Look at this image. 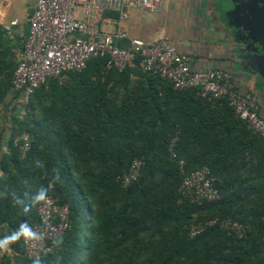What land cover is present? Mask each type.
<instances>
[{
    "label": "trees",
    "instance_id": "1",
    "mask_svg": "<svg viewBox=\"0 0 264 264\" xmlns=\"http://www.w3.org/2000/svg\"><path fill=\"white\" fill-rule=\"evenodd\" d=\"M105 63L51 77L23 102L0 62V193L45 183L37 160L64 180L50 196L68 205L70 223L45 264H264V139L226 99L176 89L137 61L122 71ZM135 68L142 79L133 83ZM137 157L140 177L123 186L118 177ZM203 166L220 197L199 205L178 189ZM36 208L24 214L0 195V238L39 224ZM214 217L247 225L245 236L215 224L189 237L192 223ZM10 248L0 264H32L22 240Z\"/></svg>",
    "mask_w": 264,
    "mask_h": 264
},
{
    "label": "built area",
    "instance_id": "2",
    "mask_svg": "<svg viewBox=\"0 0 264 264\" xmlns=\"http://www.w3.org/2000/svg\"><path fill=\"white\" fill-rule=\"evenodd\" d=\"M161 4L162 0H37L29 18V35L23 41L12 73V89L20 93L23 102H27L49 78L65 79L69 72L84 69L93 58L105 57L106 69L119 71L137 61L144 72L169 81L176 89H195L197 95L207 101L226 99L236 116L245 120L249 128L264 139V116L259 112V96L239 92L228 72L222 69L193 70L190 56L164 40L148 43L131 39L127 47L121 48L116 40L125 38V33H107L100 29V23L108 12L126 18L130 8L158 12ZM28 147L26 142L21 147L23 153ZM143 164L142 158H134L118 177L120 183L129 186L137 181ZM180 164H183L182 160ZM178 190L199 205L220 197L207 166L185 174ZM36 211L39 224L33 227L45 230L46 238L36 248L22 240L24 254L30 259H34L36 254L43 257L49 252L53 239L62 235L70 223L68 205L60 204L52 196L49 203L37 205ZM215 224H220L238 238L244 237L248 228L230 217H214L192 223L188 235L195 237Z\"/></svg>",
    "mask_w": 264,
    "mask_h": 264
},
{
    "label": "crops",
    "instance_id": "3",
    "mask_svg": "<svg viewBox=\"0 0 264 264\" xmlns=\"http://www.w3.org/2000/svg\"><path fill=\"white\" fill-rule=\"evenodd\" d=\"M217 1L162 0L158 12L130 8L126 18L108 12L100 29L107 33H125V38L116 40L121 48L127 47L131 39L148 43L164 40L190 56L193 70L222 69L228 72L239 92L258 94L259 112L264 116V94L254 91V84L259 86V82L245 75L240 63L235 61V42L223 16L226 5L221 8ZM36 4L37 0H0V62L9 65L2 74H12L15 68L23 41L29 35V18ZM135 70L131 76L133 83L142 79L141 71Z\"/></svg>",
    "mask_w": 264,
    "mask_h": 264
},
{
    "label": "clouds",
    "instance_id": "4",
    "mask_svg": "<svg viewBox=\"0 0 264 264\" xmlns=\"http://www.w3.org/2000/svg\"><path fill=\"white\" fill-rule=\"evenodd\" d=\"M35 164L41 171V178L45 183H41L36 190L29 194L24 192L23 194L17 192L15 189L0 193V195L8 196L15 206L21 207L24 214H27L32 207L36 205L49 203L50 193L55 190L57 185L63 186L64 180L60 174L58 168L52 169L51 173L48 172L44 163L40 160L35 161ZM47 220L45 219V224ZM46 238L45 230H37L27 221L21 222L18 227L12 231L10 234L0 238V253L10 252V245L15 244L21 240L25 244H30L33 248L44 241ZM55 247H59L63 243V238L56 236L53 241ZM32 264H45L40 254H36L35 258L32 260Z\"/></svg>",
    "mask_w": 264,
    "mask_h": 264
},
{
    "label": "water",
    "instance_id": "5",
    "mask_svg": "<svg viewBox=\"0 0 264 264\" xmlns=\"http://www.w3.org/2000/svg\"><path fill=\"white\" fill-rule=\"evenodd\" d=\"M237 3H235L232 10H227L225 8L223 12L224 20L230 30L229 33L235 42L233 56L235 61L240 63L245 75L250 76L251 79L259 82V86L254 84V91L263 94L264 62H261V60L264 58V38L258 35L257 28L254 26L252 27L250 22H245L243 25L242 23H234L230 21L231 19H234L235 16H237L239 21H242L243 12L241 7H243V3L238 0ZM234 29L238 32H242L244 37L236 34Z\"/></svg>",
    "mask_w": 264,
    "mask_h": 264
},
{
    "label": "flooded vegetation",
    "instance_id": "6",
    "mask_svg": "<svg viewBox=\"0 0 264 264\" xmlns=\"http://www.w3.org/2000/svg\"><path fill=\"white\" fill-rule=\"evenodd\" d=\"M238 1L240 2L242 1L243 3V7H241V10L243 12L241 19L242 21H239L237 16H235V18L231 19L230 21L234 23H242L243 25L245 22L246 23L250 22L252 27L254 26L257 28L258 35L264 38V0H238ZM235 3H237V0H230L226 4V9L232 10L234 8ZM234 32H236V34H238L239 36L244 37V34L242 32H238L235 29ZM261 62H264V58L261 60ZM263 73H264V69H263Z\"/></svg>",
    "mask_w": 264,
    "mask_h": 264
},
{
    "label": "rangeland",
    "instance_id": "7",
    "mask_svg": "<svg viewBox=\"0 0 264 264\" xmlns=\"http://www.w3.org/2000/svg\"><path fill=\"white\" fill-rule=\"evenodd\" d=\"M230 0H218L217 1V3H218V5H219V7H221L222 5H226L227 4V2H229ZM224 7H226V6H224ZM222 8V7H221ZM16 113H17V110H16ZM24 112H23V110H19L18 111V114L19 115H22ZM26 114V113H25Z\"/></svg>",
    "mask_w": 264,
    "mask_h": 264
}]
</instances>
